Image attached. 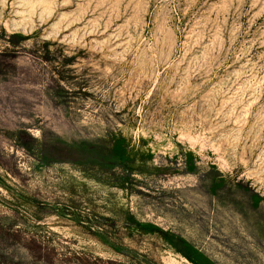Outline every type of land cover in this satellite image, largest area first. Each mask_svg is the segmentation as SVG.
<instances>
[{
  "label": "rangeland",
  "instance_id": "obj_1",
  "mask_svg": "<svg viewBox=\"0 0 264 264\" xmlns=\"http://www.w3.org/2000/svg\"><path fill=\"white\" fill-rule=\"evenodd\" d=\"M0 264H264V0H0Z\"/></svg>",
  "mask_w": 264,
  "mask_h": 264
}]
</instances>
